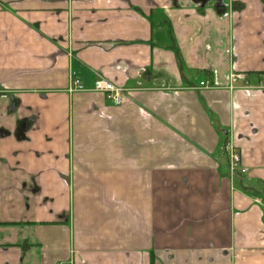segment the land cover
Instances as JSON below:
<instances>
[{"label":"crops","instance_id":"crops-1","mask_svg":"<svg viewBox=\"0 0 264 264\" xmlns=\"http://www.w3.org/2000/svg\"><path fill=\"white\" fill-rule=\"evenodd\" d=\"M233 72L264 79V0H0V264H264V90Z\"/></svg>","mask_w":264,"mask_h":264},{"label":"built area","instance_id":"built-area-1","mask_svg":"<svg viewBox=\"0 0 264 264\" xmlns=\"http://www.w3.org/2000/svg\"><path fill=\"white\" fill-rule=\"evenodd\" d=\"M201 87H213L208 83L201 82ZM229 88L234 89H242V90H264V79H262L258 85H253L248 79V76L245 73L241 72H233L229 77ZM70 93L75 92H85L87 89L84 87L80 79L74 77L72 79L71 85L68 89ZM93 91L106 94L109 99L112 100L115 106H121L125 102H127L131 96V92L128 89H125L122 86L116 85L115 83L107 80L104 77H99V79L95 82ZM227 152L230 157V166L229 170L231 174H235L240 171L241 173H246L247 170L242 168L241 162L242 158L239 152L233 148V146H227ZM68 264V263H62Z\"/></svg>","mask_w":264,"mask_h":264}]
</instances>
